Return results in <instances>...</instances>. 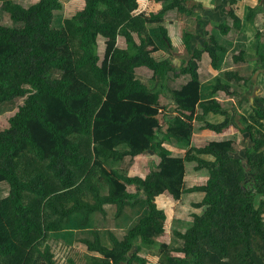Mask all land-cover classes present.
<instances>
[{
    "label": "trees",
    "instance_id": "1",
    "mask_svg": "<svg viewBox=\"0 0 264 264\" xmlns=\"http://www.w3.org/2000/svg\"><path fill=\"white\" fill-rule=\"evenodd\" d=\"M27 1L0 0L13 23L0 25V105L22 99L0 130V264H60L44 242L51 232L60 234L77 217L81 226L94 214L118 219L139 204L148 212L122 236L111 232L104 242L99 229L93 239H78L82 252L68 261L223 264L220 253L229 251L233 264H257L252 251L264 244V86L252 112L241 115V133L252 143L242 160L232 140L198 141L200 130L220 136L229 125L228 111L215 98L200 99V52L174 73L189 81L180 90L168 86L173 46L164 15L181 2L154 0L164 4L156 11L143 8L145 0H85L62 20V0ZM239 1L230 0L228 11L237 29ZM229 29L220 28L224 34ZM220 48L213 39L205 47L212 67ZM263 50L259 41L264 61ZM145 77L157 85H147ZM221 87L218 82L214 90ZM173 113L164 130L159 116ZM209 113L223 121H205L199 129ZM165 143L184 153L174 154ZM145 154L156 159L146 175L132 176L121 166L126 157ZM190 174L202 182L190 184ZM166 193L178 202L195 195L190 206L196 211L190 226L174 231L181 246L161 242L153 261L139 251L165 231L167 216L156 199ZM222 225L233 234L226 246L216 233Z\"/></svg>",
    "mask_w": 264,
    "mask_h": 264
},
{
    "label": "crops",
    "instance_id": "2",
    "mask_svg": "<svg viewBox=\"0 0 264 264\" xmlns=\"http://www.w3.org/2000/svg\"><path fill=\"white\" fill-rule=\"evenodd\" d=\"M177 1L181 2L180 9L178 7L167 11L163 23L173 46V51L169 57L173 63L174 71L169 73L168 86L173 90H180L189 81V75L174 76V73L185 68L192 55L200 52L197 69L200 99L215 98L221 107L229 113L228 127L240 128L241 115L248 112V108L252 109L254 98L263 92L264 61L259 58L257 46L259 41L264 44V0H260V2L257 0V3H260L258 5L261 6L248 5L250 0H240L235 5L233 12L241 20L238 29L232 26L233 19L228 15L230 0ZM151 4L156 11L164 5L156 3L154 0H145L143 8H148ZM235 24L238 25V22ZM222 26H228L231 29L224 34L220 30ZM258 34H260V39L257 37ZM186 39H188L187 44ZM211 39L222 47L220 51H216L218 60L215 67L211 66L210 57L204 51ZM234 56H237L236 61L233 60ZM144 80L145 83L149 81L151 87L157 85L150 78L145 77ZM218 82L222 87L214 90ZM233 82H242L243 87L240 86L238 90L232 89ZM234 95L237 96V100L231 101L230 98ZM161 102L162 104H169L167 99L163 97H161ZM243 107L246 109L244 110ZM174 116L175 113L170 117L165 114L159 116L164 130L169 128V120ZM205 121L220 123L223 121V116L209 113L203 118V121L199 122V129ZM206 131L213 133L207 129L200 130L197 133L198 141H201L202 138L220 137L222 135L217 136L213 133L215 136H212ZM168 145L171 149L172 145ZM171 150L174 152V148ZM126 158L128 159L126 160ZM126 158L124 161H131V158Z\"/></svg>",
    "mask_w": 264,
    "mask_h": 264
},
{
    "label": "rangeland",
    "instance_id": "3",
    "mask_svg": "<svg viewBox=\"0 0 264 264\" xmlns=\"http://www.w3.org/2000/svg\"><path fill=\"white\" fill-rule=\"evenodd\" d=\"M18 2L24 6L30 4V1L27 0H18ZM260 2V0H259ZM257 0L248 1V5H258ZM63 10L59 13V19H65L66 15H69L71 12H75L78 9L83 8L85 0H62ZM257 3V4H255ZM1 5V4H0ZM151 9L152 4L149 6ZM254 9V7H252ZM251 8V9H252ZM56 18V20H57ZM61 20V22H62ZM12 21L9 15L5 14L1 10L0 6V25L12 26ZM147 85L151 86L149 81L146 82ZM261 84V82H260ZM243 87L242 82H233L232 89L238 90L239 87ZM264 86V81L263 85ZM231 101L237 100V96L234 95L230 98ZM22 104V99L16 102L5 103L0 105V130H3L8 127V119L14 115L17 111V107ZM244 110L246 107H243ZM248 112L244 114V116H248L250 112H252L251 108L247 109ZM246 125L244 120L241 119L239 121V127L230 126L227 127L222 135L220 136L222 139H229L233 142L230 143L232 150L234 151V156L243 160L244 152L246 148H248L252 143L250 142L246 132L241 133V128ZM242 128V129H243ZM207 134H211L215 136L213 133L206 131ZM219 137V138H220ZM167 148H169L168 144H165ZM124 148V147H123ZM174 148V154L181 155L184 153V150H179L174 146H171V149ZM170 149V148H169ZM153 155V154H152ZM145 154V156H139L135 159H131V161H123L122 167H126L129 170L130 175L134 176H144L146 173L156 164V159L154 156ZM128 158H126L127 160ZM190 176V184H195L202 182L200 178L195 177L193 174ZM101 188L103 193H107V185L102 180ZM130 191H134V187L129 188ZM191 197H185L182 201H175L171 195L168 193L158 197L156 199L157 206L164 210L166 213V222H165V231L158 236L157 243L153 245L142 244V249L139 251V254L142 256L148 257L150 260L155 261V257L152 255L153 252H156L161 242H165L172 247L181 246L182 240L177 237L174 231L180 230L184 231L188 226L191 225L190 213L195 212L196 210L191 208L190 202L191 200L198 199L195 195H190ZM108 210H113L114 208L107 207ZM136 212V215L134 214ZM147 207L143 204H139L135 207H127L125 212L118 219H114L112 214H109V217H104L100 214H94L89 218L88 224L86 226H81L82 217H77L72 224L63 230L60 234L58 233H50V237L44 242L49 244L55 253L56 257L59 260L60 264H71L68 261V257H77L79 252H82V248L78 239L80 238H90L93 239V233L102 229V235L106 233L104 236V242H108L110 239L109 234L112 232L117 236H122L125 231L132 226L136 221H138L139 217L143 214L147 213ZM217 231V232H216ZM215 232L218 233L220 237V245L226 246L228 242L233 238V234L228 231V229L222 225L217 228ZM214 232V233H215ZM235 237V236H234ZM252 255L257 264L260 261L264 260V244L259 245L252 251ZM223 264H233V256L229 251H222L220 253V258L218 259Z\"/></svg>",
    "mask_w": 264,
    "mask_h": 264
}]
</instances>
